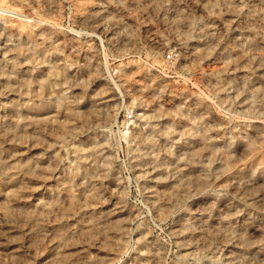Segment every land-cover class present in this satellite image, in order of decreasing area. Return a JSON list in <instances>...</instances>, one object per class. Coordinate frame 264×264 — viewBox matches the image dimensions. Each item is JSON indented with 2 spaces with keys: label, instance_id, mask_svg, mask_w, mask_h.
Masks as SVG:
<instances>
[{
  "label": "rangeland",
  "instance_id": "rangeland-1",
  "mask_svg": "<svg viewBox=\"0 0 264 264\" xmlns=\"http://www.w3.org/2000/svg\"><path fill=\"white\" fill-rule=\"evenodd\" d=\"M0 264H264V0H0Z\"/></svg>",
  "mask_w": 264,
  "mask_h": 264
},
{
  "label": "built area",
  "instance_id": "built-area-1",
  "mask_svg": "<svg viewBox=\"0 0 264 264\" xmlns=\"http://www.w3.org/2000/svg\"><path fill=\"white\" fill-rule=\"evenodd\" d=\"M173 54L172 53H169L168 55H167V60L169 61V62H171V61H173ZM117 70H112L110 73H109V78L111 79V80H114L115 78H117ZM133 113L132 112H130L129 113V115H128V120H132V118H133Z\"/></svg>",
  "mask_w": 264,
  "mask_h": 264
},
{
  "label": "bare ground",
  "instance_id": "bare-ground-1",
  "mask_svg": "<svg viewBox=\"0 0 264 264\" xmlns=\"http://www.w3.org/2000/svg\"><path fill=\"white\" fill-rule=\"evenodd\" d=\"M116 85H117V84H116ZM118 87H120V86L118 85ZM101 95H102V94H100V96H101ZM103 95H104V94H103ZM98 96H99V95H98ZM100 96H99V97H100ZM102 98H103V96H102ZM133 123H134V122H133Z\"/></svg>",
  "mask_w": 264,
  "mask_h": 264
}]
</instances>
